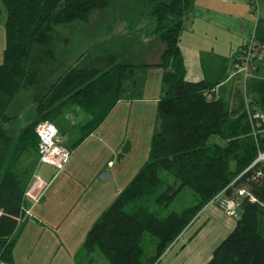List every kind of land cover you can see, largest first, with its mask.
Listing matches in <instances>:
<instances>
[{
  "label": "trees",
  "instance_id": "1",
  "mask_svg": "<svg viewBox=\"0 0 264 264\" xmlns=\"http://www.w3.org/2000/svg\"><path fill=\"white\" fill-rule=\"evenodd\" d=\"M194 1L2 0L7 14L0 63L2 260L11 262L13 236L25 216L32 171L19 164L24 153L37 154V125L53 122L68 107H77L90 115L82 127L83 139L102 125L122 99L135 98L137 70L155 66L163 74L148 158L97 218L84 250L90 256L99 251L110 264H159L197 215L225 190L239 202L241 214L206 264H264V162L246 171L264 152V135L255 134L249 116V111L264 112V78L244 82L236 75L216 85L186 79L180 38ZM126 5L140 18L156 23L155 33L165 44L158 63L116 59L106 68L87 69L75 62L38 91L44 66L52 67L49 62L57 59L55 43L61 27L88 22L97 10L120 12ZM96 41L83 56L125 45L118 44V37ZM27 89L35 92L33 113L38 116L34 119L16 104L19 92ZM240 188L256 200L240 196ZM186 189L192 190L194 204L164 214ZM146 234L155 238L151 254L143 244Z\"/></svg>",
  "mask_w": 264,
  "mask_h": 264
},
{
  "label": "crops",
  "instance_id": "2",
  "mask_svg": "<svg viewBox=\"0 0 264 264\" xmlns=\"http://www.w3.org/2000/svg\"><path fill=\"white\" fill-rule=\"evenodd\" d=\"M0 9V17L3 18L4 13L6 23L7 15L2 0H0ZM252 37L257 41L264 40V0H195L185 17L184 29L180 38L186 79L191 82L206 80L212 85L223 83L229 78L232 55ZM123 50L122 52H125ZM55 54H59L57 49ZM147 54L148 52H144L141 57L146 58ZM135 55L137 56V54ZM159 59L160 54L157 55V61ZM75 62L76 60L74 64ZM141 63L155 64L158 62L142 60ZM52 68L53 66H50L47 69L53 70ZM46 74L44 73V80H42L41 88L38 91H42L43 86L46 87L54 80L53 76L50 82H45V78L50 76V74ZM136 74L137 77H149L150 69L139 68ZM138 85L137 79L135 98L122 99L102 125L83 139L82 127L87 123L90 115L82 109L68 107L53 121L54 123L56 120H63V122L55 124L62 134L66 146L72 151L70 161L63 170L58 171L49 164H39L38 156L34 151L24 153L19 166L21 169L32 171L30 185L35 182L33 174L37 171L41 180L48 186L43 189L38 203H34L31 198H26L25 216L13 236L15 242L11 264L14 250L18 251L19 241L25 229H31L28 236L32 232H37L32 243L45 239V247L47 241L50 245L53 239L51 232L57 234L61 242L63 240L71 242L76 231L83 232L85 229H91L101 213L112 204L140 170L145 161L130 164L129 158L119 153L121 144L114 145L113 140L108 143L106 137L100 135L101 131L106 129L105 125L109 118L119 106L125 102L145 103L149 99L141 94L144 90H140ZM34 95L33 89H27L19 92L16 98L19 110L29 113L32 119L38 116L33 113ZM159 97L154 100L158 102ZM70 134L74 136L71 138V142L69 141ZM81 139L82 141L79 142ZM92 140L96 141V144L91 146L87 153L76 156L77 151ZM109 150L118 151L111 155ZM110 162L113 163L110 164ZM42 181L37 182L36 186L40 185ZM1 214L0 210V216ZM83 243L84 240L79 253L84 250ZM66 244L68 245V243ZM78 255V252L75 253V257Z\"/></svg>",
  "mask_w": 264,
  "mask_h": 264
},
{
  "label": "rangeland",
  "instance_id": "3",
  "mask_svg": "<svg viewBox=\"0 0 264 264\" xmlns=\"http://www.w3.org/2000/svg\"><path fill=\"white\" fill-rule=\"evenodd\" d=\"M124 1L128 0H122V2ZM4 11L6 14L5 8ZM139 14L134 9L131 11L130 6L126 5L120 12L108 9L97 10L92 13L88 22L76 21L70 26L61 27L59 30L60 39L55 43L59 54L55 55L57 60L49 62L50 65L55 66L53 70L47 69L46 71V69H43L46 71V75L50 74L48 78H45V82H50L53 76L54 78L57 77L75 60L79 67L87 69L106 68L111 64L112 60L116 61V59L128 60L131 63H139L142 60L159 62V60L157 61V55H161L165 49V44L162 43L158 34L155 33L156 23L154 20L148 17L140 18ZM113 37L119 38V45L124 42L125 50L121 49L125 52L116 48L97 54L92 50L90 54L83 56V53L90 49L96 40L111 39ZM4 48L5 17L3 13V18L0 17V63L3 59ZM144 52H148L146 58L141 57ZM44 67L48 68V66ZM153 67L155 66L148 68L150 69L149 77H137L138 87L140 90H144L141 94H144L145 98L149 99L145 103L131 104L125 102L119 106L105 125L106 129L100 133L101 136L104 135L106 137L108 143L113 140L114 145L116 143L121 144V152L119 153L126 155V158L130 160V164L147 160L152 136L155 131L157 102L154 98L161 95L163 69ZM260 74L264 77V68ZM60 121L63 122L61 119L56 120L54 123L59 124ZM41 123L37 125V128ZM69 136L70 141L74 136L71 134ZM67 144L69 145V143ZM94 144H96V141L88 142L87 145L77 151L76 156L87 153ZM109 151L113 155L118 150L116 152L115 150ZM29 152L32 153L33 150ZM194 202L192 190L186 189L174 203L165 209L164 214L173 210L181 211L183 208L193 205ZM236 207L234 204L230 210ZM226 209H228V205L224 199L208 204L197 215L193 224L179 237V241L172 248H168L162 255L159 264H206L212 257L214 248L236 226L237 219L235 217L241 214L239 207L236 215L227 213ZM88 230L85 229L83 232L80 230L76 231L71 242L65 240L61 242L57 234L51 232L53 239H50V245H48L47 241L45 247V239H43L44 241L39 242L38 240L36 243H32L33 237H36L37 232H32L28 236L31 229H25L19 241L18 251L14 250L12 264H110L99 251L92 256L88 254L86 256V251L84 250L79 253ZM154 239L150 234L145 236L143 244L148 254L153 253ZM64 242L68 243V245ZM77 252L79 255L75 257Z\"/></svg>",
  "mask_w": 264,
  "mask_h": 264
},
{
  "label": "built area",
  "instance_id": "4",
  "mask_svg": "<svg viewBox=\"0 0 264 264\" xmlns=\"http://www.w3.org/2000/svg\"><path fill=\"white\" fill-rule=\"evenodd\" d=\"M254 6H256V3H254ZM263 68L264 40L257 41L254 37H252L232 55L229 77L240 75L244 82L251 77L264 78L260 74ZM249 116L251 122H253L255 134L264 135V112L260 110L249 111ZM37 135V153L39 156L38 163L52 165L58 171L63 170L70 161L72 151L66 146L64 138L55 123L49 120L42 122L37 128ZM259 162H264V152L259 154L258 158L246 169V171L257 165ZM110 164H112V162H110ZM33 177L35 178V182L28 186L25 192V197L31 198L34 203H38L41 199L43 189L48 185L41 180L37 171H35ZM39 181H42L41 184L36 186V183ZM238 193L240 196L250 195L251 200H256L246 188L238 189ZM220 199H224L226 201L228 205V209H226L227 213L236 215L237 208L240 207L239 202L234 197L226 195L225 190L221 191L212 200V203H216V201ZM234 204L237 207L230 210L231 206ZM0 264L11 263L0 258Z\"/></svg>",
  "mask_w": 264,
  "mask_h": 264
}]
</instances>
